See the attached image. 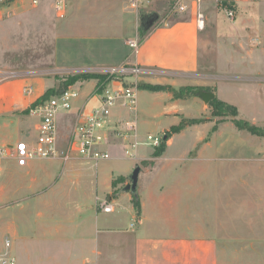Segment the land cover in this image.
<instances>
[{
  "label": "crops",
  "instance_id": "1",
  "mask_svg": "<svg viewBox=\"0 0 264 264\" xmlns=\"http://www.w3.org/2000/svg\"><path fill=\"white\" fill-rule=\"evenodd\" d=\"M96 1L112 10L117 3L120 5L129 0ZM127 8H120L124 16L122 20H117L119 24L113 25H107L104 21H99L101 26L97 23L82 24L75 18L77 14L73 16L66 31L72 33L70 40L80 43L83 50H87L86 55L90 57L82 60L83 63L99 66L117 65L124 61L137 64L161 77L157 80L149 78L152 81L172 86H183L189 79L200 77L203 73V52H207L208 43L203 40V29L197 28L196 20L194 23L190 18L186 19L188 22L175 20L151 29L140 39L137 56L130 60L125 51L131 48L124 44V39L136 40L139 34L134 26L137 13ZM100 42L104 44L100 46ZM93 47L97 48L99 57L92 54ZM112 47L121 49L122 54L116 58L110 57L115 56ZM140 50L144 51L142 56L139 55ZM104 52L108 55H102ZM160 66L170 69L165 71ZM46 79L49 77L31 79L30 84L35 80L40 86L34 94L21 93L22 79L1 83L0 116L16 110L21 112L29 107L53 86V81L47 84ZM94 82H78L79 95L72 108L57 114V146L59 150L69 153L66 160L37 158L19 166L13 159H0V173L6 174L4 180L0 179V203L15 204V209L32 214L31 218L11 217L7 223L11 237L7 239L8 253L16 257V264H264V167L253 168L248 173L262 183L241 184L239 173L235 172L232 179H227L232 182L226 186L229 192L247 193L242 196L238 194L236 202L233 199L225 205L217 201L209 202L211 205L199 202L193 206L190 199L192 189L203 190V193L221 190L218 176L221 174L223 177V172L220 169L212 173L217 177L214 184H203V175L207 172L204 167H209L207 161L211 160L205 156L215 154L233 140L223 139L225 142H221L222 146L215 136V147L208 146V142L203 144V123L186 126L173 134L159 157L151 158L153 150L148 155L136 153L137 158L130 159L131 164L122 172H117L115 164L116 160L126 157L122 151V140L118 138L108 147L111 157L106 160L94 161L69 152V134L80 118L79 109L84 108ZM140 91L147 94L149 104L146 110L139 105L142 117L138 119L137 111L138 133L145 126L147 128L152 119L165 123L159 128L160 132L180 122L176 112L185 117L197 113L196 107L172 99L170 92ZM89 106L86 104L85 111ZM131 116L120 106L113 109L114 120ZM36 123L37 118L30 114H15L2 119L0 126L12 127L20 135L21 129H24L27 132L23 135L25 139L19 140L30 142L36 136ZM188 130L191 131V138L182 140L179 154L166 157L174 137ZM11 144L14 143L0 145ZM238 146H233V151ZM232 149L228 148L229 151ZM173 160L187 162L189 167L179 170L174 167L177 171L167 169ZM141 161L151 163L143 166ZM54 162L59 164V169L54 168ZM160 163H165V166H159ZM136 164L141 167L136 191L139 215L132 204V193L122 190ZM179 174L184 178L170 176ZM118 177L127 179L124 184L115 187L112 182ZM115 188L120 191L111 198L113 211L97 209V201L111 194ZM231 197L234 198V195ZM4 244L1 239L0 251Z\"/></svg>",
  "mask_w": 264,
  "mask_h": 264
},
{
  "label": "rangeland",
  "instance_id": "2",
  "mask_svg": "<svg viewBox=\"0 0 264 264\" xmlns=\"http://www.w3.org/2000/svg\"><path fill=\"white\" fill-rule=\"evenodd\" d=\"M196 1L186 0L187 8L181 12L178 10L179 4L175 0H141L135 8L130 6L129 0L120 3V5L117 3L112 10H108L109 7L96 0H66L64 16L58 17L54 10V0H37L36 4H33L31 0H0V84L22 79L24 81L22 86H24L31 83V79L34 77L40 79L49 77L45 82L51 84L52 80L53 86L50 88L57 89L66 76L76 74L101 75V78H98L100 81L97 78H84L69 85L77 88L78 82L95 80L92 89L96 91L99 84L103 82V77H105L104 80L107 79V76L101 73L114 65L102 64L97 66L83 63L82 60L85 61V58L90 57L86 55L87 50H83L80 43H74L70 40L73 37L72 33L66 31L74 19V15L77 14L75 18L82 24L95 25L97 23L101 26L102 23H99V21H104L107 25H113V23L119 24L117 20H122L124 16V13L120 12V8L125 7L126 9L129 6L127 9H133L137 13L134 26L136 25L139 34L138 38H135L139 45L140 39L144 38L151 29L164 23L168 25L175 20L182 21L188 20V18L194 23L197 10L200 9L205 20L203 40L208 43L207 52H203V73L197 79H189L186 81L187 84L183 86H173L175 88L191 87L192 89H185L183 91L184 96L180 98L172 97V99L182 100V104L197 108L196 115L192 117H185L182 113H176L180 119H204L201 122L203 123V144L208 142V146L215 147V136H217L219 143H224L223 139L225 138H233V140L224 145L225 148H219L215 154H212L213 157L210 153L205 156L208 159L211 158V160L207 161V164L210 163L209 167H204L207 172L203 175V184H214L217 177L212 173L216 169H220L219 171L223 172V177H221V174L218 176V185L221 190L219 192L203 193V190L192 189L190 199L193 206L198 205L199 202L208 205H211L209 202L212 201H217L220 205H225L232 199L236 202L238 194L242 196L247 193H231L226 189V186L232 183L227 179H232L233 172L235 174L239 173L241 184L244 182L247 184L262 183L261 180H256L254 176H249L248 173L253 168L264 167V0H201L198 3ZM94 3L99 5H94ZM225 8L235 10L232 18L227 17ZM150 14H156L157 19L149 29L141 33L142 22ZM187 20L185 22H188ZM130 24H132L131 21ZM59 29L60 31H58ZM128 40L130 39L125 38L124 44ZM103 44L104 42L99 43L100 46ZM112 49L115 50V56L110 57L116 58L122 54L121 49L113 47ZM97 51V48L93 47L91 52L94 56L99 57ZM125 52L129 54L130 60L135 55L137 56V53H134L132 49ZM104 54L108 55L106 52L102 55ZM143 54L144 51L141 52L140 50L139 55L142 56ZM132 64L123 61L116 66L129 67ZM163 66L160 67L163 70L166 69L165 71L168 68L170 69V67ZM7 75L9 77L4 78ZM112 75L114 80L136 85L138 90L140 89L139 86L143 84H160L151 79H161L160 76L145 70L139 74L126 72ZM160 85L167 84L161 83ZM31 86L33 94L40 88L35 80ZM138 90L137 111L139 119L142 117L139 113V105L146 110L149 98L146 93L138 92ZM204 91L212 92L216 99L235 107L237 109L236 118L253 125L255 132L237 129L231 121V116L212 117L211 106L201 96ZM21 93L24 94L22 88ZM35 105L30 108H34ZM27 108L29 109V107ZM15 114L25 115L16 110L3 114L4 116H0V119L15 116ZM27 114L32 115L30 109ZM152 121L147 128L145 126L139 131L141 134L137 133L139 140L142 141L146 135L151 134L160 137L161 141L165 132L168 131L158 132L159 128L165 123H160L158 119H152ZM20 133L21 135L12 127L3 128L0 126V144L15 143L19 139H25L23 135L27 132L21 129ZM190 138L191 131L189 130L182 135H176L170 144L166 157L173 156L171 154H179L180 148L183 146L182 140ZM236 145L239 146L233 151L232 147ZM228 148L232 150L229 151ZM153 149L154 147L148 145H140L135 152L140 155H148ZM205 161L206 159L203 160V162ZM131 162L127 157L116 160L117 172H122ZM146 164L141 163L143 166L148 165ZM159 166H165V163H160ZM174 167L179 170L189 166H187V162L173 160V164L168 166L167 169L177 171ZM54 168H60L57 162H54ZM91 168L94 169V166ZM170 176L176 179L184 178L180 174L175 177ZM5 177V173H0L1 180H4ZM123 178V180L116 182L115 187L124 184L127 178ZM119 191V188H115L111 194L98 201H112L111 198L115 197ZM231 195H234V198ZM213 196L215 197L212 198ZM14 205L5 202L0 203V240H4V243L6 239L11 238L7 229L9 219L14 216L19 218L28 216L31 218L32 215L30 211L25 213L15 209ZM8 250L10 248L5 247L4 244L0 255L10 252Z\"/></svg>",
  "mask_w": 264,
  "mask_h": 264
},
{
  "label": "built area",
  "instance_id": "3",
  "mask_svg": "<svg viewBox=\"0 0 264 264\" xmlns=\"http://www.w3.org/2000/svg\"><path fill=\"white\" fill-rule=\"evenodd\" d=\"M65 1L54 0L56 16H64ZM175 1L179 4V11L186 10V0ZM200 1L197 0L196 2ZM31 2L36 4L37 0H31ZM140 2L141 0H131V6L137 7ZM225 12L227 17L230 18L235 14L233 8H225ZM195 20L197 28L203 29L205 20L200 9L197 10ZM127 44L134 53H137V40L130 39ZM144 70L147 71L137 64H132L129 67L114 65L101 73L106 75L107 79L99 84L96 91L93 90L88 94L85 106L90 104L89 109L85 111V106L79 109L80 118L68 137L67 149L69 152H75L94 161L106 160L111 157L108 147L114 143L115 138H118L122 140L123 154L129 159L135 160L137 158L135 150L138 146H159L161 141L158 136L148 134L144 140L138 139L136 124L137 86L123 81H116L112 78L114 73L132 72L139 74ZM8 77V75L4 76V78ZM22 91L24 94L32 93L31 84H25ZM78 91V88L68 86L59 93L41 101L34 108H30L31 114L37 118L35 138L30 142L17 140L11 145H0V159H13L19 166L26 165L29 160L37 158H61L66 160L69 153L59 150L57 146L56 118L60 111H69L72 108L73 102L78 98ZM117 106L122 107L132 116L114 120L112 117L113 109ZM96 205L97 209L102 212L113 211L111 201L101 200ZM5 246H9L7 239L5 240ZM0 264H16V259L12 254L6 252L0 255Z\"/></svg>",
  "mask_w": 264,
  "mask_h": 264
},
{
  "label": "trees",
  "instance_id": "4",
  "mask_svg": "<svg viewBox=\"0 0 264 264\" xmlns=\"http://www.w3.org/2000/svg\"><path fill=\"white\" fill-rule=\"evenodd\" d=\"M140 31H141V33H143L145 30L140 27ZM84 78H97V79L99 78L100 79L101 75L76 74V75L66 76L63 78V82L60 84V86L57 89H53V88L47 89L40 97H38L33 103H31V105L29 106V109L31 106H34L35 104L47 99L51 95L59 93L60 91L65 89L67 85L69 86L70 84H73L74 82H76L80 79H84ZM104 78L105 77H103V82L106 81V80H104ZM99 79H98V81H100ZM139 88L149 90V91H167V92H170L174 98H180V97L184 96L183 91L185 89H189V90L192 89L191 87L175 88L172 85H168V84L167 85L143 84V85H140ZM208 104L211 106V116L212 117H219L222 115L231 116V118H232L231 121L237 129H245V130L252 132V133L255 132L253 125L247 123L246 121H243L241 119L236 118L237 109L235 107L228 105V104H225L224 102L216 99L215 97L210 99L208 101ZM29 109L28 108L24 109L23 111H21V113L27 114ZM203 120L204 119H200V118H181L180 122L177 125H172L169 128V130L165 132V134L163 135V138H161V142H160L159 146L154 147L152 154H151V158L154 159L156 157H159L163 153L165 146H166V141L173 134L180 132L186 126L201 123V122H203ZM146 163L149 164V163H151V161H143L142 162V164H146ZM123 179H124L123 177H118V178L114 179L112 182L113 186H115V184L118 180H123ZM132 204H133V207L136 211V214L139 215L140 204H139L137 193L132 194Z\"/></svg>",
  "mask_w": 264,
  "mask_h": 264
},
{
  "label": "water",
  "instance_id": "5",
  "mask_svg": "<svg viewBox=\"0 0 264 264\" xmlns=\"http://www.w3.org/2000/svg\"><path fill=\"white\" fill-rule=\"evenodd\" d=\"M157 15L156 14H150L148 15L144 21L142 22L141 28L144 30L149 29L153 23L156 21ZM202 98L208 102L210 99L214 97V94L212 92L204 91L201 93ZM141 171V167L136 164L130 174L128 175V183L122 187V190L125 192L130 193H136L137 191V179L138 174Z\"/></svg>",
  "mask_w": 264,
  "mask_h": 264
}]
</instances>
